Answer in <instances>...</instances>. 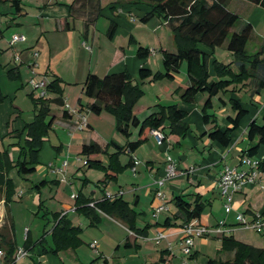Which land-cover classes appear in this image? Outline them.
<instances>
[{"label":"crops","instance_id":"1","mask_svg":"<svg viewBox=\"0 0 264 264\" xmlns=\"http://www.w3.org/2000/svg\"><path fill=\"white\" fill-rule=\"evenodd\" d=\"M33 1L36 2V8L40 9L37 11L38 14L34 15V18L38 20L37 24L40 26V31L36 32L38 38L34 45L31 43L30 45L19 47V49L10 47L5 36L11 31L14 33L17 31L21 32L24 25L21 21L23 16H15V8L12 6L11 0L0 1V76H4L10 84L12 82H21L23 80L22 68L23 66L30 67L35 62L32 50L36 44L40 43L42 37L47 42L45 48L48 49V56L51 58L56 54L55 50L60 47L62 40L67 35L77 32L81 37V46L90 53V58H88L89 66L83 68L81 72L82 81L78 82L75 80L68 84L71 88L81 84V89L76 94H67L64 86L67 83L66 79L53 70L50 59L46 69L41 73L48 80H51L55 74L61 77L64 97L71 108H79L78 102L83 97V85L88 74L93 73L103 77L109 73L128 69L135 82H140L139 71L143 67L152 69L150 63L154 53H160L161 68L158 71H163V52H175L173 36L165 22L157 17L147 23L141 21L142 17L150 10V7L145 4H127L121 3V0L109 1V3L105 0H80L78 3H75L76 0H66L65 2L64 0ZM26 3L27 0H21L22 8L27 12ZM71 5L75 6V8L71 9L69 7ZM240 6L246 9L245 13L249 12L245 16L246 20L244 21L253 24L254 35L256 36L252 40L254 43L256 42L255 44H259L260 48L264 42V40L261 42L260 40L264 39V35L257 30L259 21H253L252 18L255 12L261 13L262 23L264 24V9L246 0H230L228 3V9L241 16ZM26 15L27 13L24 16ZM102 19L103 24L101 25L99 23ZM112 21L118 23V28L111 39L108 36V30ZM138 22L143 25L138 24ZM143 26L146 29L149 28L156 35L158 42L154 40L152 41L153 44L150 45L142 41V37L146 36V30ZM136 30H141V32L135 34ZM52 35L53 37L55 36V39H59V43L58 41L52 42V37H50ZM120 36L124 37L126 45L128 38V45L130 48L133 46V48L127 50V46L124 47L120 44L116 46ZM104 37L106 40H104ZM131 38L135 41L131 40ZM170 39H172L173 50L165 47L166 41H170ZM140 47L148 48L151 51L149 58L145 61L137 56ZM16 53L19 55L20 63L13 62L14 54ZM39 53L41 56V52ZM216 54L217 50L215 51V57L219 59ZM225 57L228 56L225 55ZM184 65L185 68L182 71ZM182 67L181 71L173 79L144 82L143 88L159 86L161 92L159 91L152 100L146 101L145 96L147 93L145 91V95L135 106L134 116L143 121L153 112L156 105H167L169 104L168 102H173L188 111L186 122L190 126L191 131L185 138L180 139V137L172 136L161 142L156 139L152 131L148 132L146 135L148 138L147 142L132 154L135 164L127 170V180H130L127 183V189L122 184L120 177L117 183L109 182L104 184L101 182L104 178V174H102L99 179L93 181L88 176L92 169H88L85 166L86 163L83 166L70 167L68 161L65 160L62 166L66 168L62 169H57L53 165V160H57L65 151L70 155L72 153L81 155L82 146L90 141H95L105 147L112 140L107 141L108 137H105L98 129V124L100 121H108L111 131H116L115 117L108 112L96 115L82 111V115L87 119V128L78 130L75 126L76 116L65 118L64 107H52V115L55 117V122L50 135L45 138L44 147L39 156L40 163L37 165L35 173H33L35 175L38 173V175L32 177V174H29L22 178L15 170L10 174L16 188L13 202H18V206L23 212L28 205L27 203H29L28 208L32 210L31 217H27V221L20 222L13 214L12 202L10 211L13 229L11 228V223L8 222L6 226L3 224L4 227H2V233L5 236L10 235L18 249L25 248L24 245L27 238H29L31 246L30 248H25L26 250L28 248L29 255L17 260L16 264H207L210 259L224 260L232 257L233 254L221 250L222 236L224 234L220 233L198 239L197 247L194 251L196 253L194 259L182 253V227H165L163 225L166 219L171 218L177 212V207L173 201L177 195H184L190 202H193L195 197L199 195L202 201L206 203L205 210L198 220L200 224L216 227L223 221V227L228 230L227 232L230 235L235 236L240 241L256 244L246 241L245 237L241 236L244 230L249 229L237 222V215L244 214L247 220L252 221L256 215L261 214L264 210V173H261L256 183L247 184L233 194L230 212L226 211V200L221 194L218 180L227 166L246 172L249 171L250 167L244 162L245 158L252 160L264 158V145L260 146L258 153L254 156H249L247 152L258 143V138L254 141L248 138L249 124L253 120H256L259 124H264V89L261 93L252 94V89L244 88L236 96L241 99L242 104L249 110V113L242 120L240 127L232 134V142L226 147L217 141L211 140L208 133L213 131L215 125L225 129L229 126L227 117L235 115L230 104L227 103V97L223 96L226 103H222L217 98L219 106L215 104L216 98H213V108L209 109V113L215 115L216 123H213V121L205 123L202 110L208 98L207 94L200 93L193 104H184L181 101V95L190 85L187 64H183ZM12 68H17L20 72V80L12 81L9 79L7 70ZM211 74L212 76L214 75L213 69H211ZM9 86L14 88V86ZM19 86L15 88L16 92ZM0 91L2 92L1 89ZM2 93L7 96V99L0 106V122L10 125L11 116L16 114L15 119L12 120V125L14 126L12 131L22 130L28 121L23 120L20 109L14 110L11 98L13 95L15 98V94ZM131 130L132 136L130 140L136 141L139 137V127H133ZM10 132L8 131V133ZM52 140L57 142L51 150L54 158L47 161V163H43L41 160L42 152L46 143H50ZM14 142L16 140L12 139L9 143ZM75 142H78L77 145H74ZM12 150L15 152L19 151L17 147H13ZM124 156L127 159L124 161L122 156V161L126 163L129 160V155ZM168 156H171L176 162L179 174L163 187L168 199V211L162 212L158 218H155L152 215L156 201L155 192L157 190L154 183L156 179L165 175ZM81 171L84 172L83 178L80 177ZM50 175L53 178L50 179ZM43 180H55L58 183L44 185L38 189L35 185ZM80 180L81 183L78 182ZM77 184L80 185V189L75 191L73 186ZM92 184L95 185L97 190L90 189ZM114 185H117L115 189ZM47 188H49L48 192ZM80 192L96 201L102 200L107 192L111 194L122 192L123 198L139 214V227L151 226L148 236H136L122 222L103 213H100V222L96 226H92L90 219L77 211L76 200ZM49 201L52 204L54 203L55 210H51L48 207ZM1 205L4 210L0 209V211L6 217L4 201L0 202V207ZM41 205L43 208H41ZM44 209L48 212L66 214L74 226L83 229L80 236L83 244L78 249L65 250L58 255L45 252L44 247L49 249L52 245L50 234L52 223L46 226L47 220L41 217L45 211ZM42 210H44L43 213H41ZM37 218H40V222L34 225ZM140 221H142L141 224L143 225L139 223ZM18 228H22L24 232L22 242H19L18 239ZM157 232H164L167 235L159 244L153 239ZM257 242L261 243L256 246H263L260 244H263L262 242L264 241ZM92 243L97 244L96 248L92 247ZM152 243L157 246L154 247Z\"/></svg>","mask_w":264,"mask_h":264},{"label":"trees","instance_id":"2","mask_svg":"<svg viewBox=\"0 0 264 264\" xmlns=\"http://www.w3.org/2000/svg\"><path fill=\"white\" fill-rule=\"evenodd\" d=\"M1 1V0H0ZM6 1V0H2ZM80 0H76L78 3ZM230 0H121L127 4H145L150 10L142 17L141 21L147 23L154 17L161 19L171 30L175 52H163V71L153 72L152 69L143 67L139 71V81L135 82L128 69L109 73L103 77L90 73L83 85V97L79 100L78 112L87 111L96 115L108 112L115 117L116 131L126 138L124 144L110 141L102 147L95 141H90L82 146L81 155L86 158L85 166L88 169H96L104 173L101 181L117 183L119 176L135 164L134 154L148 140L147 133L157 130L163 134V140L172 136L187 137L191 131L186 122L188 111L179 104L155 106L153 112L143 121L134 116V109L140 99L145 95L143 84L146 81H161L173 79L180 71L184 62H187V73L190 85L181 95L184 104H193L197 96L207 94L208 98L203 107V119L205 123H216L214 114L209 113L213 108V98H219L226 103L223 96L227 97V103L235 115L227 117L229 126L223 129L215 125L213 131L208 133L211 140L219 142L223 146H229L232 142V134L240 127L242 120L248 115L249 110L244 107L241 99L236 96L244 88L252 89V94L261 93L264 89V42L255 52H249L248 44L254 37V26L246 22L242 17L228 9ZM264 9V0H246ZM15 8V16L26 14L22 8L21 0H11ZM71 9L75 6H69ZM1 26V25H0ZM118 23L112 21L108 30V36L112 39L117 31ZM240 28V30H236ZM131 40L135 41L133 38ZM218 47H224L234 59L231 63H224L215 57ZM151 51L140 47L137 52L139 59L145 61ZM211 69L214 75L211 74ZM10 80H20V72L17 68L7 70ZM47 75V74H46ZM63 80L57 74L47 81L46 95L30 98L34 107V118L25 124L22 130H14L8 133L16 142L8 143L0 150V202L4 201L6 207V221L11 219L10 205L16 195L12 171L25 178L36 171L40 163L39 156L55 122L52 115V107L65 108L64 117L73 116L67 108L64 97ZM0 91V106L6 101ZM82 114V113H81ZM139 127V137L131 141L132 128ZM248 138L258 143L247 152L249 156L258 153L261 145H264V124L253 120L248 126ZM19 150L17 158L11 155V148ZM129 155V160L123 163L122 156ZM106 159V160H105ZM258 169L264 173V158L259 160ZM58 181L43 180L35 185L38 189L44 185L56 184ZM113 198L105 196L102 200H94L86 197L82 192L77 196L76 207L79 214L90 219V224L96 226L100 222V213L108 215L122 222L131 232L138 237H147L150 225L139 227V214L131 204L119 194ZM177 212L165 220V227H183L193 220H199L205 210L206 203L197 195L190 202L184 195L174 198ZM41 208L43 206L41 205ZM42 218L47 220L46 226L52 223L50 228L52 245L44 247L46 253L58 255L65 250H76L82 244V228L74 226L66 214L60 212H48L44 209ZM264 216V210L261 212ZM4 227V225L2 226ZM0 228V250L4 256L0 258V264H16L18 247L10 235L2 233ZM25 248H30L29 238ZM24 248V249H25ZM27 248V250H28ZM221 250L233 254L232 257L217 260L210 259L207 264H264V247L240 241L235 236L224 234L222 236ZM196 253L190 258L194 259Z\"/></svg>","mask_w":264,"mask_h":264},{"label":"rangeland","instance_id":"3","mask_svg":"<svg viewBox=\"0 0 264 264\" xmlns=\"http://www.w3.org/2000/svg\"><path fill=\"white\" fill-rule=\"evenodd\" d=\"M66 0H64L65 2ZM107 3H109V1H115V0H105ZM233 8V7H232ZM231 8V9H232ZM26 9H27V15L23 16L21 19V21L24 23L23 25V29L21 30V32H16L14 33L13 31L8 32L5 36V39L8 43V45L10 46V39L15 35H24L26 37V40L28 41H24V42H20L14 45V48L19 49V47L21 46H26V45H30L32 43V45H34L36 43V39L37 34L36 32L40 31V26L37 24L38 20L36 18H34V15H37V11H39L40 9L36 8V2L33 0H27L26 3ZM239 9L241 10V16L243 18V20H246L245 16L248 15V11L245 13L246 9L242 6L239 7ZM29 13V14H28ZM253 21L258 20L259 21V25H258V32L260 34L264 35V24L262 23V18H261V13L259 14L258 12H255L253 14ZM258 23V22H255ZM99 24H103V19L100 21ZM143 25L142 23H139ZM144 27V26H143ZM145 28V27H144ZM145 37L143 38V42L145 44L149 43L150 45L153 44L152 41L155 40V42L157 41L156 35L151 32V30L148 28H145ZM236 30H240V28H236ZM141 30H136L135 34L140 33ZM134 33V32H133ZM256 36V35H254ZM52 37V42L55 43L58 41L59 43V39H55V36ZM105 38V37H104ZM172 38V37H171ZM258 38V37H257ZM81 37L79 33H73L71 35H67V37L65 39L62 40V43L60 45V47L58 49L55 50L54 56H52L51 58L48 56V49L45 48V46L47 45L46 40L42 37L40 40V43L37 45H35V48L32 50V56L34 61L36 62V65H30V67L28 66H23L22 68V77L23 80L19 83H11L8 82V80L4 77V76H0V89L2 90V92L8 93L10 95L15 94V98L12 96V103L14 106V110L20 109L22 111V118L24 121H31L34 118V113H33V103L32 100L30 98V94L34 93L35 97H38L41 93V89H35L34 84L32 83V81L38 83L43 79H47V77L44 76L43 71L46 69V65L49 63V59L51 60V67L53 68V70L55 72H57L58 74H60L61 76H63V78H65L66 82L64 84L65 88H66V93L67 94H76L82 87L81 84H78L76 86H74L73 88H71L69 86L68 83L72 82V81H82L83 78H81V72L83 71V68H87L89 65V60L88 58H90V53L88 51L85 50L84 47L81 46ZM106 40V38L104 39ZM260 40V39H259ZM264 39L260 40L263 41ZM166 48L173 50V44H172V39H170V41H166ZM256 43V42H255ZM253 40H250L249 44H248V50L249 52H255L259 49V44H255ZM258 43V41H257ZM118 44H120L121 46L126 47L127 46V50L128 49H132L133 46L130 48V46L128 45V38H127V45L125 44V39L123 36H120V38H118L117 44L116 46H118ZM144 44V46H145ZM157 47H159L158 44H156ZM155 46V47H156ZM11 47V46H10ZM217 57L220 59V61H223L225 63H228L229 61H232L234 56L227 51L226 48L224 47H218L217 49ZM41 52V56L40 53ZM35 53H38V56H35ZM225 55H227L228 57H225ZM160 53L158 54H153V58L151 60V68L153 69L154 72H157L160 68H161V64H160ZM17 57H19V55L16 53L14 54V59L13 62L14 63H20L19 59H17ZM1 59V58H0ZM95 60V59H94ZM42 64V66L40 67V65ZM184 64H187V62H184ZM183 68H185V65L182 67V71ZM14 86L13 87H10ZM20 85V86H19ZM22 85V87H21ZM19 86V89L17 90V92L15 91V88ZM146 91V96H145V100L149 101L152 100L156 94L159 93L160 88L159 86H147L144 88ZM161 92V91H160ZM163 94V93H162ZM68 97V95H67ZM218 99H215V104L217 106ZM169 104L167 105H172L175 104L173 102H168ZM221 109V108H220ZM54 113H56L54 111ZM16 114H13L11 116V123L10 125L4 124L0 122V150H2L4 148V146H6L10 140H12V138L9 137L8 135V131H12V129L14 128V126L12 125V120L15 119ZM1 121V120H0ZM261 122H263L262 120H260ZM108 121H100V123L98 124V129L102 132V134L107 138L108 140H115L121 144L126 142V138L124 136H122L121 134L117 133V131L113 130L111 131V126H109V124L107 123ZM87 128V127H86ZM97 131V130H96ZM87 134V133H86ZM85 134V136L87 137V135ZM89 134V133H88ZM103 137V136H102ZM15 140V139H14ZM57 142H55L54 140H52L50 143H46L45 148L42 152L41 155V160L43 163H47V161L51 160L54 158V156H52L53 154H51V150L53 149V146L56 144ZM78 142H75L74 145H77ZM11 155L14 158H17V155L19 153V151L15 152L14 150H12L11 148ZM124 161H126V157L123 156ZM65 160L68 161L69 166L73 167V166H83L84 163L86 162V158L80 154H73L70 155L69 153H67V151L64 152L63 155L59 156V158L56 160H53V165L54 167L56 166L57 169L59 168H66L62 166V163L65 162ZM68 168V167H67ZM128 170V169H127ZM127 170H125L119 177L120 180L122 182V184H124V187L127 189V183H129L130 180H127ZM81 176L80 177H84V172L81 171ZM102 174H104L103 172L96 170V169H92V171L89 173V178L92 179L93 181H96L97 179H99ZM38 173L32 174V177L37 176ZM49 178H53V176H49ZM79 183H81V180L78 181ZM117 187V185H114V189ZM73 189L75 191H78L80 189V185H76L73 186ZM90 189H96L95 185L92 184ZM165 189V188H163ZM49 188H47V192H48ZM97 190V189H96ZM127 198V195H126ZM145 203V200H144ZM18 202L14 201L13 202V214L15 215V217L17 219L21 221H27V219L29 217H31V209L28 208L29 203H27L28 205L24 208V212L22 211V209L18 206ZM54 204V203H53ZM50 201L48 202V207L51 210H55V206L53 205ZM0 209L3 211V206L1 205ZM44 210L41 211V213H43ZM153 215V213H152ZM28 217V218H27ZM246 217V216H245ZM40 218H37L35 220L34 225H37L40 221ZM6 221V219H5ZM140 224L142 223V221L139 222ZM143 225V224H141ZM8 228V227H7ZM226 234H230V233H226ZM156 235V234H155ZM241 236L245 237L246 241H249L251 243H256L253 245H259V243L261 242H257V241H264V233H259L254 229H249V230H244L243 233H241ZM24 237V232L22 230V228H18V239L19 242H22V239ZM210 242V241H209ZM198 241L196 240V244L194 247V251L196 249V245H197ZM263 245L262 247H264V242H262ZM153 244V243H152ZM154 245V244H153ZM157 245H154V247H156ZM211 249V248H210ZM183 256V255H182Z\"/></svg>","mask_w":264,"mask_h":264},{"label":"built area","instance_id":"4","mask_svg":"<svg viewBox=\"0 0 264 264\" xmlns=\"http://www.w3.org/2000/svg\"><path fill=\"white\" fill-rule=\"evenodd\" d=\"M1 25V23H0ZM26 41V37L24 35L15 34L9 41L10 46L14 47L15 44ZM35 56H38V53H35ZM19 57H17L18 59ZM32 65H36V62H33ZM31 65V66H32ZM48 79H43L40 82L36 83L32 81L35 89H41V93L38 97H44L46 95V86ZM67 108L70 113L76 116L75 126L78 130H84L87 127V119L84 115L78 112L77 109L71 108L67 103ZM152 134L156 137V139L161 142L163 140V134L157 130H152ZM244 162H246L250 169L249 171H239L236 168L226 167L222 174L219 177L218 185L221 191L223 198L226 200L225 208L227 212L231 210V203L233 199V194L241 190L247 184L256 183L259 179V176L262 172L258 169L259 160H252L250 158H245ZM86 163V162H85ZM179 174L177 169V164L173 160L171 156L167 157V162L165 166V175L155 180V186L157 190L155 192V204L153 206V217L158 218V216L162 212L168 211V199L163 191V187L166 183L173 178H175ZM122 196V192L118 193ZM106 196L109 198H113L115 195L110 192L106 193ZM5 216L0 211V228L4 224ZM237 222L248 229H254L259 233H264V216L261 214L256 215V217L249 221L245 217L244 214L237 215ZM224 222L221 221L219 225L216 227H209L203 224H200L198 220H193L189 224L182 227V240H181V250L185 256L190 257L194 253V247L196 244V240L205 237H211L215 234H225L228 230L224 227ZM167 235L164 232H157L154 236V241L159 244L163 239H165ZM93 248H96L97 244H91ZM29 252L20 248L17 252V260L27 257ZM4 256L3 250H0V258Z\"/></svg>","mask_w":264,"mask_h":264}]
</instances>
